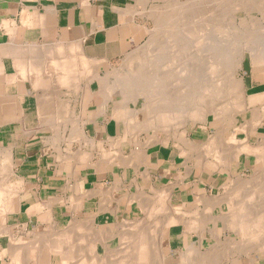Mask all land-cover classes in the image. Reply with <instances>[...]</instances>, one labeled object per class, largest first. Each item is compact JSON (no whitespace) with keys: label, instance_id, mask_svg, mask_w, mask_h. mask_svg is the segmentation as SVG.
I'll return each instance as SVG.
<instances>
[{"label":"crops","instance_id":"obj_1","mask_svg":"<svg viewBox=\"0 0 264 264\" xmlns=\"http://www.w3.org/2000/svg\"><path fill=\"white\" fill-rule=\"evenodd\" d=\"M164 3L165 0H0V153L2 156H0V187L2 188H0V194L2 193L0 195V264H76V258L77 264H90L92 261L95 263L104 259L105 256L108 259L123 245V237L134 232V226H137L138 230L141 229L139 226H142L144 234L149 235L152 222L166 221L170 217L169 212L170 215L179 218L180 213L175 212V209L186 212L185 218L169 226L168 237L162 241L161 246L164 252L162 264L179 263V258L174 253L185 251L188 246L203 245L210 239L214 242L208 233L212 228L209 223L202 230L191 228L197 212L202 211L204 205L199 201L200 194L204 192L207 196H211L213 192L220 191L232 180L231 178L246 171L251 161L245 155H240L237 160H230V170L226 172L204 171L196 164L198 156L196 152H191L189 154L191 157L188 159L181 154V149L176 146L174 138L165 141L166 133H160L158 135L160 142L142 146L143 156L140 163V159L134 157L133 151L136 145L131 142L130 136H127L130 142L122 139L126 132V128L122 130V127L123 125L127 127V123L113 114L114 109L123 106L122 95L115 80L118 72L114 66L148 41L154 21L150 16L153 15L151 10ZM44 51L51 52L52 55ZM58 52L64 55L60 56ZM57 53L59 55L56 56ZM80 56L82 58H79ZM33 57L42 58L44 61L42 63L40 59L39 62V58L30 60ZM68 57L72 59L74 57L77 62L82 59L92 61L91 64H94L89 72L77 68L74 71L78 73L74 75V72L71 73L73 70L68 71L66 75L69 79L75 77L77 80L79 76L78 83L73 78L70 82L71 86L66 83L67 89L70 87V92L65 89L66 87L64 88L65 84L63 86L60 84L62 88L59 87L58 82L62 72L54 68V66L60 68L61 63L69 61L71 58ZM17 59L24 61L20 63ZM49 62H53L52 66ZM14 63H24L25 66H22L25 67V71L24 68H18L19 70L15 68ZM29 65L41 71L37 73L39 69L36 71ZM250 69L252 73L264 77V70L254 71L251 66ZM110 70L112 72L109 74ZM80 71L88 73V77L85 78L87 74L82 72L84 74L81 75ZM22 73L24 76L19 75ZM47 75L49 80L46 79ZM37 78H41L42 81ZM83 78L85 80L82 81ZM34 81H37V84ZM34 83L35 85L32 86ZM37 86L43 88L42 93ZM43 91L47 93L44 94ZM54 91L58 92V95ZM259 91L250 95H246L245 92L246 106L249 109L264 107V88ZM43 95H46L48 100L43 99ZM43 100L46 102L51 100L49 101L51 103L47 105L45 102V105ZM37 101L39 104L36 103ZM60 102L65 103L62 109ZM43 104L49 110L43 107ZM39 107L44 110H38ZM127 107L132 108L130 104H127ZM43 112L47 115L44 116ZM49 113L53 117H50ZM38 117L46 120L40 121ZM64 119H69L66 121L70 123L67 124ZM52 120L53 123L56 120V124L52 125ZM241 123L238 121V125ZM263 124L264 121L260 128H256L257 133L248 137L250 143L253 137L258 138V134L264 135L261 130ZM73 125L83 126L82 137L78 140L83 143L75 142L68 149L65 142L70 140L68 134L72 132ZM66 128H70L71 132ZM211 131L214 134V129ZM151 136V132L141 133L138 143L140 141V144H146ZM209 136L210 133L208 138ZM236 137L238 140H243L246 135L241 132ZM189 138L198 141L196 138L190 136ZM223 138L225 139L224 136ZM104 149L110 151L107 154L109 159L104 157L102 153ZM112 153L122 155L123 160L117 155V160L116 156L112 158L114 157ZM68 154L69 156H66ZM82 154L85 156L83 160H81ZM207 157L208 161L213 160L211 151H208ZM125 158L128 160L124 162ZM162 192L166 195L164 199L168 206L165 207V211L162 210L161 201L157 196ZM145 203L157 207L158 213L154 217L149 215ZM217 210L218 208L213 207L212 215H215ZM72 218L73 222H71ZM76 220L79 222L77 223ZM129 222L137 223L133 226V223ZM90 224L92 225L89 228ZM71 226L76 228L72 229ZM75 236L77 239L73 238ZM45 237L46 239L43 240ZM60 237H63V242L62 239L58 241ZM15 242L19 246L15 245ZM89 242L92 248L88 245ZM74 244L78 246L75 247ZM55 248L59 250L56 253H54ZM65 248L70 249L71 252H68V249L65 252ZM88 249L92 254L89 255ZM86 255L91 257L90 260ZM255 262L257 263V260Z\"/></svg>","mask_w":264,"mask_h":264},{"label":"bare ground","instance_id":"obj_2","mask_svg":"<svg viewBox=\"0 0 264 264\" xmlns=\"http://www.w3.org/2000/svg\"><path fill=\"white\" fill-rule=\"evenodd\" d=\"M183 2H187V3H185V6L184 5L179 6L180 5V4L178 5L179 1H178V3L176 1V3H177V5H176V3L173 2V0H169L168 5H171V7L175 8L174 10H176L177 14L174 17V19L176 21L171 22L172 21L171 20L168 25L164 26V28H162L160 30L158 29V28H160L159 27L160 25L156 28V31L154 32V34H151L152 35V37H151L152 40L150 42L151 49L148 51V53H143L145 55L138 53V54H135V56L128 59L127 65L129 67V69L132 71V74H130L129 77H126L125 75H123L124 77L121 76L117 80L118 90H119L120 95H122L121 99L126 100V101L128 100V101L125 102L126 104H123L122 107H120L116 110L114 109L115 112L112 111V113L114 112L113 113L114 116H117L118 118H122L127 123V127H124V125H123L122 130H124V128H126L125 129L126 132H124V133L125 134L130 133L131 135H133L130 138L132 139L131 142L133 141L134 145H136V147H134L136 151L135 150L133 151L135 153L134 157L137 160L140 159V163H141V157L143 156V150H142L143 147L142 146H145V143H144V145L140 144V141L138 143V139H139L138 134L139 133H136V132H140L142 130L145 132L153 131V137H150V139H149L150 141L146 145L155 143L157 141L160 142L159 141L160 139L158 138V132H160V131L167 132L165 126H167V124H170L169 122H171V121L174 122L175 119L177 121L179 120L178 122H180V121H184V122L182 124L178 123L179 124V126L177 124L178 127L175 125L176 129L174 128L173 132L170 131V132L166 133L167 134L166 136L169 138L170 137L174 138L178 142L183 143L185 146L186 152H188V151L190 153L196 152L198 154V156L196 157V164L199 165L204 171L210 170L211 167H214L215 169H217V171H220L223 168L227 170L228 168H230L229 167L230 160L231 159L237 160V158L240 155H248V156L258 157L256 164L260 163L261 169L255 171L254 177L251 178V180L244 179L243 176L238 174V175L234 176L233 178H231L232 180L229 181L230 182L229 187L231 188V191L230 192L227 191L228 194H225V196L223 195L224 193L218 194V195L214 194L211 196H207L204 192H202L200 194V198L197 196L199 199H201L199 201L204 203V205H203L204 211L202 210L203 212H201V211L199 212V213L204 214L203 217L199 216L201 218V219H199V220H201L200 221L201 226H202L201 230L204 227V225L209 223L210 225L213 226L212 230H208V233H210L211 238L214 239L217 243H219V241L222 242L220 236L216 235V233L214 231L215 228L217 227L218 222H221L223 224V227H222L223 230L225 229V231H226V229L227 230L231 229L232 233L239 234L241 240L236 241L235 239H228L227 241H225L223 243L222 246H220V247L219 246H215V247L212 246L207 251H204L205 253L201 252L202 249H200V244H199V245L195 246V248L193 250H191L194 253L193 258L196 256V258H195V259H197L196 262L197 263L199 262V264H219L220 261L224 258V256H227L230 258V260L227 264H231L232 262L236 261L240 257L247 256L248 254H251V253L257 251L258 249H261L264 252V239H263V241H261L262 239L260 238V242L257 240L258 236H262L264 234V224L261 226V228L255 224L257 219L264 218V194L260 197L259 193H258L260 191L264 192V143L258 144V142H257L256 145H253L250 143V141L248 139V137L250 136L249 135L250 129L251 128H258L259 126H261L262 122L264 121V107L263 108L261 107L257 110V109H249L246 106L243 79L237 77L239 75V71L242 69V61L244 60L245 53L247 55H250L251 57L258 56V55L264 56V25H255V24L250 25L249 24V25H247L248 26L247 27L242 23L238 24V25H235L234 22H232L231 24L227 23L229 21V19L233 18V17L231 15H229L226 10L228 9L229 11H231V10H233L232 8L234 7L235 9L233 11L243 10L246 13V12H248L247 10L253 8L252 5L254 7L256 6V8H257V6L259 7L260 5L264 4V0H248V1L247 0H244V1L243 0H185ZM173 3H174V5H176V7L174 5H172ZM246 5H251V7L246 6ZM177 6H179V7H177ZM228 6H230V7L226 9L225 7H228ZM262 6H264V5H262ZM260 8L261 7H259L258 9H254V8L253 9L259 10ZM185 11H186V13L188 11H191L192 13L191 14L187 13V15H193V20L195 22H197L196 26H194V28L197 31L193 34V36L196 37V39L195 40L193 39L192 41L187 42V44L185 46H180V45H178V41L175 42L174 40L168 39V37H167L168 32L166 31V29L168 27L171 31H173L175 34H177V30L180 29L179 25L177 24V20L179 19L178 18L179 14H181L183 20H185L186 18L183 16V14L185 15ZM151 13H153V15L151 14L150 16H152V18L154 19L155 22L157 20H159L162 16L161 15L162 11L158 7H156L155 9H152ZM143 14H144V12H143ZM223 15H226V16H223ZM147 17H149V16H147ZM191 20H192V18H191ZM213 20L218 21V23H216L215 25L211 24V21H213ZM243 27H245V28H243ZM247 28H249V29H247ZM235 30L238 31V33H236ZM173 32H171L170 34L172 35ZM179 35H181V34L179 33L178 36L176 35L175 38H178ZM232 35H235V39H230V37H232ZM171 45L175 46L174 49H176L177 47L179 49L173 50L170 47L171 49L169 51L167 49V47L171 46ZM166 49H167V51H165ZM48 50H50V49H48ZM71 51H73V50H71ZM74 51H75V49H74ZM44 52H46V51H44ZM47 52H46V54H47ZM35 53H37V52H35ZM35 53H34V56H35ZM50 53L48 52L49 55H52ZM58 53L55 55L56 56L59 54H60V56L62 55L61 53H59V54ZM37 54L39 55V53H37ZM71 56H72V53H71ZM128 57H129V55H128ZM38 58L39 57H37L35 59L38 60ZM68 58L69 59L71 58V59L69 61L67 60L68 62L65 61L63 64L61 63V65H59L60 68L58 66L57 67L54 66V68H58V70H60L62 72V75H61L62 77L59 78V82L56 79L57 80L56 82L59 83V87H60V84L62 86L65 84L64 88L66 86H68V85H66V83L70 84L72 78L76 82H77V80H79L78 79L79 76H77V80H75L76 79L75 77H72L69 79L68 76L66 75L68 73V71L71 72L73 70L71 73L74 72L73 74L76 75L77 71H74V69L77 70V68H80L86 72L87 71L89 72V70L93 69V66H94L93 63L91 64L92 61L88 62L86 60L81 59V61L79 60L77 62V60H75L74 57H73V59H72V57H68ZM79 58H82V57L80 56ZM32 59H34V57L31 58L30 60H32ZM40 59H42V58H39V62L41 61ZM64 59L66 60L67 58H64ZM95 59H97V58H95ZM30 60H27V62ZM18 61H20V63H21L22 60H18ZM23 61H24V59H23ZM43 61L44 60L42 59L41 62L43 63ZM39 62H37V63L39 64ZM50 62H49V64H51V66H52L53 62L52 63H50ZM170 62H174V63L171 64ZM20 63H14V66L16 64L15 68H17V69L18 68L19 69L24 68V71H25V67H23V66H25V64H24L25 62L22 64H20ZM54 63H56V62L54 61ZM17 64H20V66ZM147 64H148V68L145 67ZM29 66H30V68L31 67L34 68V66H31V65H29ZM34 69H32V70H34ZM38 69L39 68L36 67L35 70L37 71ZM35 70H34V72H35ZM111 70H110L109 74L113 71V70L112 71ZM141 70L143 72H141ZM144 70H148V72L145 73ZM21 71H22V69H21ZM24 71H22V72H24ZM39 71H41V69H39L37 73H39ZM84 71H80L81 75H83L85 73ZM82 72H84V73L82 74ZM18 73H19V71H18ZM37 73H36V75H37ZM23 74L24 73L19 74V75L22 76ZM63 74H65V75L63 76ZM85 74H87V76L84 75L85 78L88 77V73H85ZM68 75H71V74H68ZM22 78H24V77H22ZM47 78H48V75H47L46 79ZM56 78H57V76H56ZM85 78H83L81 80L83 81V80H85ZM37 79H41V78H37ZM49 79L50 78H48V80ZM40 81H42V79ZM43 81H45V80L43 79ZM82 81H79V83H81ZM35 83L37 84V81ZM35 83L32 84V86L35 85ZM77 83H73V84L78 85ZM44 86L42 85V87H44ZM62 86L60 88H62ZM70 86H71V84H70ZM37 87L40 89L39 86H37ZM77 87L79 88V86H75V88H77ZM41 89H43V88H41ZM41 89H40V91H41ZM65 89H67V87ZM69 89H70V87H69ZM69 89H67L68 92H70ZM50 90H51V88L49 87V92H50ZM46 91H48V89ZM41 93H42V91H41ZM46 93L44 92V94H46ZM38 94H40V93H38ZM51 94H53V93H51ZM55 94L58 95V92H55ZM65 94H66V92H65ZM69 95H71V94L69 93ZM36 96H37V93H36ZM47 96H48V94H47ZM47 96L43 95L42 97H44L43 99L48 100L46 98ZM141 96H143V98H144V101H143L144 103L142 104L140 109L139 108L136 109V105L138 103V98ZM50 97H51V95H49L48 98H50ZM38 98H41V97L38 96ZM56 99H58V98H56ZM45 100H43L45 105H46V103H47V105H48V103H51V102H49L51 100H49L47 102ZM61 102L59 105L61 106L60 108L62 109V105H64L65 103L61 104ZM123 102L124 101H122V103ZM36 103H38V101ZM130 103H132V105L134 107L133 109L127 107V104H130ZM38 104H37V106H39ZM44 104H43V107L45 106ZM40 106H42V104ZM78 106H79V103H78ZM63 107H65V106H63ZM45 108H46V106H45ZM38 110H42V109L40 108ZM43 110H44V108H43ZM47 110H49V109H47ZM47 110H46V113H47ZM111 110H113V109H111ZM55 111H56V109H55ZM63 111H64V109H63ZM246 111L250 112L251 116L253 114V116L255 117L254 121L253 122L250 121L249 123H241V124L237 125L236 120H235L236 116H239L240 114H242L243 112H246ZM78 112H79V110H78ZM142 112H144V114H143L144 116L142 115ZM46 113H44V116L48 114V113L47 114ZM55 113H57V111ZM68 114H69V112H68ZM49 115H50V113H49ZM49 115H48V117H49ZM64 115H66V114H64ZM209 116H212V120H216V119L219 120L220 119L223 124L220 125L221 126L220 128L218 127L219 129L217 128V130H214V134H211L207 141H204L202 143L200 142L198 144V143L194 142L193 140H191L187 136L188 132L186 134V130L184 129V124H185V122H190L191 126L195 125V123L208 124V122H209L208 117ZM48 117H47V119H48ZM50 117H53V116L50 115ZM73 117L75 119L74 115H73ZM58 118H59V116L57 117V119ZM70 118H72V117L70 116ZM80 118H79V120H80ZM37 119L40 121L42 120L39 117ZM69 119H64V120L66 121ZM43 120H44V118H43ZM53 120H52V123H53ZM79 120H77V121H79ZM55 121H54V123H55ZM62 121H63V119H62ZM41 123H43V122H41ZM50 123H51V121H50ZM54 123L52 125H54ZM69 123L67 122V124H69ZM41 125H43V124H41ZM46 125H48V124L46 123ZM179 127L181 128L180 130H179ZM81 128H82L81 126H77V125L74 126L73 125L71 128L72 132L69 130L70 128L69 129L66 128L67 130H69L72 133V134L71 133L68 134V136H70L69 141H73L75 139L79 140V137L82 136L81 135V133H82ZM226 128H233V131L231 132V135L227 140H225L223 138V136L226 132ZM171 129H173V127ZM241 132L245 133L246 138L243 140H238L236 135L238 133H241ZM60 133H61V131H60ZM124 138L125 137H123L122 139H124ZM63 139L64 138H62V140ZM127 140H129V139H127ZM129 142H130V140H129ZM148 146H146V147H148ZM208 148L209 149L214 148L215 150H217V153H215L213 150V160L212 161H208L209 159L207 160V159L203 158L204 155L203 156H202V154L200 155V153L204 152L205 149L208 150ZM117 152H115V153H117ZM7 154H8V152H7ZM112 154H114V153H112ZM116 155L114 154L113 155L114 157H112V155H111V157L115 158ZM0 156H1V153H0ZM66 156H69V154ZM107 156H108L107 154H104V157H107ZM117 156H116V160H117ZM119 156L121 157L122 155H119ZM119 156H118V158H119ZM154 156H156V155H154ZM82 157H84V156L82 155ZM122 157L119 159L123 160L124 157L123 158ZM187 157H191V155H189V156L187 155ZM109 158L110 157L108 156L107 159H109ZM126 158L124 159V162L128 160ZM131 159L132 158H130V160ZM188 159H190V158H188ZM81 160H83V159H81ZM74 162H75V160H74ZM74 162H73V164H74ZM85 163L87 164V161ZM116 164H119V163H116ZM121 164H123V163L120 162V165ZM9 165H11V163H9ZM129 165H132V164H129ZM139 165H141V164H138V166ZM72 166H74V165H72ZM121 166H123V165H121ZM135 166H137V164ZM3 167H4V165H3ZM69 167H70L69 171H71V166H69ZM65 170H66V168H65ZM66 171H68V170H66ZM10 174H11V171H10ZM5 178H7V177H5ZM3 180H4V178H3ZM3 180H1V181H3ZM167 190H169V189H167ZM4 192H5V189H4L3 193ZM163 192L165 193V190ZM163 192L159 193L157 196H159V199L161 201L162 210L165 211V207L168 208V206H166V202L164 199V197L166 198V195H165L166 193L164 194ZM105 193H106V191H105ZM0 195H2V193ZM109 195H108V197H109ZM239 196H241V197H239ZM106 197L107 196H105V198ZM237 197L240 198V200L237 199L238 201H235V198H237ZM108 202H110V201H108ZM68 203H70V202L68 201ZM139 203H141V202H139ZM148 203H145V204L147 206L146 208L149 209L147 211L149 212V215H150V213H152V211L150 209V206L147 205ZM225 203L227 206L226 208H229V213L227 215H224V216H213L211 213L212 208L213 207L220 208V206H222ZM75 208H77V206ZM99 208H101V207H99ZM157 213H158V211L156 209V212H154L153 214H157ZM168 216H170V217H168L166 219V221L159 222L160 226L158 224L159 228H157V227L156 228L160 229V230L157 232V234L156 235L154 234V237H151L150 234L149 235L147 234L148 239H146V240L143 238L144 236H146V234L142 235V233L138 230L137 226H134V223H137V222H134V223L129 222V223H133L135 230L133 228L134 234L132 236L131 235H129V236L125 235L123 237L124 241H126L124 243H127L125 245V248H123V246H121V247H119L120 249H116V252L113 253V255H111L110 257H108V259L105 256L106 254H104L105 258L104 257L103 258L105 260L104 259H101L98 261L96 260L97 262H95V263L92 261V263L90 262V264H107L111 260L112 261L116 260V261H114V262H116V264H162L163 260H164L163 259L164 255L158 256V254L160 252V251H158V248L160 250V244H162L163 240L167 239L169 226L176 224L177 223L176 220L178 221V223L181 220H183L182 217L177 219L176 217H174V215H170V212H169ZM71 220H72L71 222H73V218ZM74 222H75V220H74ZM78 222L79 221H77V223ZM124 222H126V220H124ZM124 222H123V224H124ZM167 222H168V224H167ZM77 223H75V224H77ZM197 223H198V221H197ZM79 224H81V223H79ZM79 224H77V225H79ZM88 224H89V222H88ZM123 224H121V225H123ZM183 224H184V222H183ZM91 225L92 224H90L89 228L91 227ZM136 225H138V224H136ZM149 225L150 224H147V226H149ZM72 226H73V223H72ZM72 226H71V228H72ZM80 227H82V226L80 225ZM126 227H127V225H126ZM140 227H141V229L143 228L142 226H139V228ZM257 227L259 228V230ZM74 228H76V226L73 227L72 229H74ZM83 229H86V228H83ZM121 229H122V227H121ZM69 230H67V231L69 232ZM260 230H263V232H260ZM70 231H72V230H70ZM85 231L87 232V230H85ZM52 233L50 232V234H52ZM54 233H56V232H54ZM57 233L59 234V232H57ZM63 233H62V235H63ZM73 233H74V230H73ZM75 233H77V232H75ZM83 233L85 234V232H83ZM88 233H89V231H88ZM78 234H76V235L77 236L83 235V234H79V235ZM52 235H54V234H52ZM70 235L72 236V232ZM199 236L200 235H198V237ZM46 237L43 238V240L46 239ZM75 237H73V238L77 239V237L76 238ZM262 237H264V236H262ZM62 238L60 237L58 241H61ZM68 238H70V237H68ZM35 240H36V238H35ZM21 242H23V241H21ZM62 242H63V239H62ZM65 242H66V244L68 243V241H65ZM90 242L88 243L89 246H90ZM150 242L154 244V246L151 248L152 250L148 248ZM27 243H29V242H27ZM33 243H34V239H33ZM78 243H79V241H78ZM13 244H14V242H13ZM16 244H18V243L15 242V245ZM70 244H72V242H70ZM74 245H75V247L78 246V244L77 245L74 244ZM18 246H19V244H18ZM132 246H135V247H132ZM72 247H74V246H72ZM90 247H89V249L92 248V247L91 248ZM50 249H52V248H50ZM55 249L56 250H54V253H56L58 250L57 248H55ZM67 249L65 248V250H66L65 252H67ZM45 250H46V248H45ZM63 250H64V248H63ZM84 250H85V248H84ZM92 250L94 251V247ZM46 251H48V250H46ZM51 251L53 252V250H51ZM69 251H70V249H68V252ZM86 251L87 250H85V252ZM149 251H151L150 255H148ZM88 252H87V254H88ZM80 253L82 254V252H80ZM202 253H204V254H202ZM59 254H60V252H59ZM90 254H92L91 251H90L89 255ZM262 254H264V253H262ZM88 256L86 258H89ZM181 257L186 259L183 255H181ZM90 258H89V260H90ZM113 258H115V259H113ZM148 258H149V262L147 260ZM180 259H182V258H179V263H180ZM77 260L78 259L76 258V261H75L76 264L78 263ZM146 260L148 263L147 262L145 263ZM104 261H107V263ZM112 261L110 263H112ZM248 261H249V264L254 263V260L252 257H250L248 259ZM220 264H222V263H220Z\"/></svg>","mask_w":264,"mask_h":264},{"label":"rangeland","instance_id":"obj_3","mask_svg":"<svg viewBox=\"0 0 264 264\" xmlns=\"http://www.w3.org/2000/svg\"><path fill=\"white\" fill-rule=\"evenodd\" d=\"M176 1H177V3H178V1L179 0H173V2H175L176 3ZM184 1V0H183ZM183 1H179V3H178V5L179 6H185V3H187V2H183ZM244 1V0H243ZM248 1V0H247ZM168 3H169V0H165V4H162L160 7H158L159 9H161V11H162V16H161V18L159 19V20H157L156 22L155 21H153V24H152V26H151V28H150V32H149V39H148V41L142 46V47H140L139 49H137L135 52H133L132 54H130L129 55V57L127 56L126 58H124L123 60H120V61H118L116 64H115V66H114V68H115V70H117V72H118V77H115V80L117 81L118 80V78H120L121 76L122 77H124L123 75H125L126 77H129L130 76V74H132V71L129 69V67H128V65H127V61H128V59L129 58H131V57H133V56H135V54H138V53H141V54H143V53H148V51L151 49V46H150V42H151V40H152V35L151 34H154V32L156 31V28L159 26L160 28H158L159 30L160 29H162V28H164V26H166V25H168L169 24V22L171 21V22H174V21H176L175 19H174V17H175V15L177 14L176 13V10H174L175 8H172L171 7V5H168ZM177 3H176V5H177ZM189 3V2H188ZM237 3V2H236ZM172 5H174V3L172 4ZM176 5H174L175 7H176ZM262 5H264V4H262ZM262 5H260L259 7H261L259 10H254V9H258L259 7L257 6V8H256V6L254 7L253 5H252V7L254 8H251V9H249V10H247L248 12H244L243 10H239V11H233L235 8L233 7L232 9L233 10H231V11H229L227 8H229L230 6H228V7H225L227 10V13L229 14V15H231L233 18H230L229 19V21L227 22V23H232V22H234V24L235 25H238V24H244L245 26H247V25H264V6H262ZM179 6H177V7H179ZM246 6H250L251 7V5H246ZM263 7V8H262ZM253 9V10H252ZM187 13H192L191 11H188ZM187 13H186V11H185V15L183 14V16L186 18L185 20H183V18H182V16H181V14H179V19L177 20V24L179 25V27H180V29L179 30H177V34H175L173 31H171L168 27H167V29H166V31L168 32V34H167V37H168V39L169 40H174L175 42H177L178 41V45H180V46H185L186 44H187V42H190V41H192L193 39L195 40L196 39V37H194L193 36V34L197 31L195 28H194V26H196V23L197 22H195L194 20H193V15H187ZM223 16H226V15H223ZM191 18H192V20H191ZM248 20V21H247ZM263 22V23H262ZM216 23H218V21H211V24H216ZM164 24V25H163ZM172 24V23H171ZM163 25V26H162ZM175 25V24H174ZM248 27V26H247ZM243 28H245V27H243ZM247 29H249V28H247ZM153 31V32H152ZM171 32H173V34L171 35L170 33ZM235 32L236 33H238V31H236L235 30ZM181 34V35H179V37L178 38H175L176 37V35L178 36V34ZM230 39H235V35H232V37H230ZM147 47V48H146ZM173 49V50H178L179 48L177 47L176 49H174L175 48V46H173V45H171V46H168L167 47V49L170 51V49L171 48ZM238 47V46H237ZM167 49L165 50V51H167ZM175 52V51H174ZM180 53V52H179ZM183 54V53H182ZM143 55H145V54H143ZM184 55V54H183ZM138 60V59H137ZM171 64H173L174 62H170ZM250 66L253 68V70L254 71H262V70H264V56H260V55H258V56H254V57H251L250 55H247L246 53H245V57H244V60L242 61V69L239 71V75L237 76L238 78H242L243 79V82H244V88H245V92H246V95H250V94H254V93H258V92H260L259 90H262L263 88H264V85H263V83H264V77L261 75V74H258L257 72V74H255V73H252L251 72V69H250ZM125 67V68H124ZM145 67H147L148 68V64L145 66ZM150 69V68H149ZM128 71V72H127ZM141 72H143L142 70H141ZM144 72L145 73H147L148 72V70H144ZM129 73V74H128ZM117 84V83H116ZM175 92V91H174ZM173 95V94H172ZM246 97H248V96H246ZM120 98V97H119ZM124 102L122 103V105L123 104H126L125 102H127L126 100H123ZM144 101V98H143V96H141V97H139L138 98V103H137V105H136V109H140L141 108V106H142V104L144 103L143 102ZM130 105H131V107H132V109L134 108L133 107V105H132V103H130ZM253 109V108H252ZM188 110V109H187ZM258 110V109H257ZM144 114V112H142V115ZM144 116V115H143ZM252 117V118H251ZM257 118V117H256ZM208 119H209V122H208V124H205V123H195V125H192L191 126V123L190 122H185V124H184V129L186 130V134H187V132H188V134H187V136L189 137H191V138H196L198 141H195V140H193L194 142H196V143H202V142H204V141H206V139L208 138V135H209V133H210V135L211 134H213L212 133V129H214V130H217V128L219 127H221L220 125L221 124H223L222 123V121L219 119H216V120H212V116H209L208 117ZM254 119H255V117L253 116V114H252V116H251V113L250 112H248V111H246V112H243L242 114H240L239 116H236V118H235V120H236V124L238 125V121L239 122H242V123H249L250 121L251 122H253L254 121ZM177 120L175 119V121L173 122V121H171V122H169L170 124H167V126H165V128H166V130H167V132H165V131H160V132H158V135L160 134V133H162V134H164V133H168V132H173V130H174V128L176 129V126H177V124L179 123V124H182L184 121H180V122H176ZM188 121V120H187ZM173 122V123H172ZM179 124H178V126H179ZM205 124V125H204ZM176 125V126H175ZM177 126V127H178ZM81 127H83V126H81ZM173 127V129H171ZM181 127V126H180ZM179 127V130L181 129ZM218 128V129H219ZM211 129V130H210ZM257 129L256 128H251L250 129V132H249V135H253V134H256L257 133V131H256ZM261 130H262V132H264V124H263V126H262V128H261ZM176 131V130H175ZM211 131V132H210ZM233 131V128H226V132H225V134H224V137H225V140H227L228 139V137L231 135L230 133ZM81 132H82V130H81ZM151 133H152V136L151 137H153V131H150ZM136 133H139L138 134V137H139V135L141 134V133H144V134H148L149 132H145V131H140V132H136ZM126 136V138H127V136L129 135L130 137H132L133 135H131L130 133H128V134H125ZM167 135V134H166ZM81 136V135H80ZM258 136V138L256 139L255 137H253L252 139H251V144H253V145H256L257 144V142H258V144L259 143H264V135L263 134H258L257 135ZM78 137V136H77ZM82 137V136H81ZM81 137H79V139L81 138ZM241 137H243V135L241 134ZM171 138V137H170ZM128 139V138H127ZM127 139H123V141H127ZM169 139V137H167L166 136V139H165V141L166 140H168ZM175 140V144H176V146L177 147H179L181 150V154L183 155V156H186L187 157V155L189 156V154H190V152L188 151V152H186L185 151V146H184V144L183 143H181V142H178L176 139H174ZM83 143V142H81V141H78V139L76 140H73V141H66L65 143L67 144V148L68 149H70V146L72 145V144H74V143ZM69 143V144H68ZM86 143H88V142H86ZM148 143V142H147ZM146 143V144H147ZM145 144V145H146ZM84 145V144H83ZM83 145H82V147H83ZM85 146V145H84ZM92 147H94L93 145H92ZM84 148V147H83ZM82 149V148H81ZM101 150V149H100ZM207 149H205L204 150V152H202V153H200V155L202 154V156H203V158L204 159H207L208 157H207V153H208V150L209 151H211L212 152V154H213V150H214V152L215 153H217V150H215L214 148H208V150L206 151ZM102 153H103V155L104 154H109L110 153V151L108 152V151H106L105 149L104 150H102ZM83 155V154H82ZM112 155V154H111ZM114 155V154H113ZM84 156V155H83ZM109 156V155H108ZM107 156V157H108ZM246 157L248 156V155H245ZM85 158V156L84 157H82V159H84ZM188 158H190V157H188ZM239 158V157H238ZM237 158V159H238ZM247 159L248 160H250L251 161V163H250V166H248L247 167V169H246V171H244V172H240L241 174V176H243L244 177V179H247V180H251V178H253L254 177V173H255V171L256 170H260L261 169V164L260 163H258V164H256V161L258 160V157H254V156H248L247 157ZM229 169V168H228ZM228 169H227V171H228ZM206 171H208V172H213V171H217V169H215L214 167H211L210 168V170H206ZM220 172H226V169H221L220 170ZM262 172V171H261ZM229 185H230V182H228L227 184H225L222 188H221V190L220 191H215V192H213V195L215 194V195H218V194H223L224 196H225V194H228V192H230L231 191V188L229 187ZM248 186V185H247ZM228 189V190H227ZM228 191V192H227ZM217 192V193H216ZM259 193V196L261 197L263 194H264V192L263 191H260V192H258ZM239 197H241V196H239ZM240 200V198H235V201H238V200ZM149 206H150V209H151V211H152V213H150V216L151 217H154L156 214H153L154 212H156V209H157V207L154 205V206H151L150 204H148ZM227 206H226V203L225 204H223L222 206H220V208H218V207H215V208H218V210L215 212V215H213V216H224V215H227L228 213H229V208H226ZM159 208V207H158ZM228 209V210H227ZM202 210L204 211V209L202 208ZM227 210V211H226ZM203 211H201V212H203ZM175 212H177V213H180L179 214V218L180 217H182V218H185V213L186 212H182V211H180V209H175ZM200 211H198L197 212V217L196 218H194V221L195 222H193V225L191 226V228L192 227H194V229H199V230H201V223H200V221L201 220H199V219H201L200 217L202 216L203 217V215L204 214H202V213H199ZM174 213V212H173ZM199 213V214H198ZM200 216V217H199ZM175 217V216H174ZM178 219V218H177ZM197 219V220H196ZM197 221H198V223H197ZM176 222L178 223V221L176 220ZM176 223V224H177ZM158 224H159V221H154V222H152V228H151V233H150V235H151V237H154V234L156 235L157 234V232L160 230V229H157V228H159V226H158ZM167 224H168V222H167ZM255 224L258 226V227H260L261 228V226L264 224V218H260V219H257L256 220V222H255ZM205 226V225H204ZM212 226V225H211ZM157 227V228H156ZM222 227H223V224L221 223V222H218V224H217V227L215 228V233H216V235H218V236H220V238H221V240H222V242H220L219 241V243H217L215 240H214V242H212V240L210 239L209 241H206L203 245H200V249H202L201 250V252H204V251H207L208 249H210L212 246H222L223 245V243L225 242V241H227L228 239H235L236 241H240L241 240V238H240V236H239V234H235V233H232V231H231V229L230 230H227L226 229V231H225V229L223 230L222 229ZM257 227V228H258ZM156 229V230H155ZM213 229V226H212V228L210 229V230H212ZM134 230H135V228H134ZM258 230H259V228H258ZM141 233H142V235H144V232H142L143 230L142 229H140L139 230ZM260 232H263V230H260ZM134 233H132V234H130L131 236L133 235ZM262 236H264V234L262 235ZM262 236H258L257 237V240L260 242V238L262 239L261 241H263V239H264V237H262ZM145 240L146 239H148V237H147V235L146 236H144L143 237ZM153 239V238H152ZM164 241V240H163ZM124 242H126V241H124ZM127 243H124L122 246H123V248H125V245H126ZM136 246V245H135ZM135 246H132V247H135ZM154 246V244L153 243H151L150 242V244H149V246H148V248L149 249H151L152 247ZM161 246H162V244H160V250H159V248H158V251H160L159 252V254H158V256H163L164 255V252H162V249H161ZM189 248V249H188ZM195 248V245H193V246H188V247H186V249H185V251H181V252H178V253H174L175 255H177L178 256V258H182V259H180V263H178L177 262V264H199V262L197 263L196 261H197V259H195L196 258V256L193 258V256H194V253H193V251H191V250H193ZM118 249H120V248H118ZM135 249V248H134ZM152 250V249H151ZM116 252V251H115ZM114 252V253H115ZM150 252L151 251H149V253H148V255H150ZM205 253V252H204ZM204 253H202V254H204ZM262 253H264L261 249H258L257 251H255V252H253V253H251V254H248L247 256H242V257H240L239 259H237L236 261H234V262H230L231 264H249V261H248V259L250 258V257H252L253 258V260H254V262H255V260H257V263L255 262V263H253V264H264V254H262ZM192 254V255H191ZM113 255V254H112ZM168 255V254H167ZM166 255V256H167ZM181 255H183L186 259H184L183 257H181ZM191 255V256H190ZM187 256V257H186ZM231 257V256H230ZM113 259H115V258H113ZM194 259V260H193ZM105 260V259H104ZM148 260V262H149V258L147 259ZM147 260L145 261V263L147 262ZM223 260V261H222ZM221 261H220V263H222V264H227L228 262H229V260H230V258L229 257H227V256H224V258L222 259ZM112 261V260H111ZM111 261H109V263H107V261H104V262H106L107 264H116V262H114V261H116V260H113L112 261V263H110ZM178 261V260H177ZM147 262V263H148ZM219 263V264H220Z\"/></svg>","mask_w":264,"mask_h":264}]
</instances>
